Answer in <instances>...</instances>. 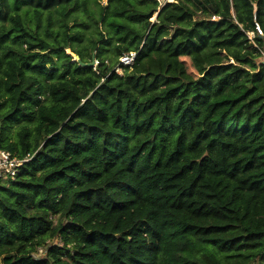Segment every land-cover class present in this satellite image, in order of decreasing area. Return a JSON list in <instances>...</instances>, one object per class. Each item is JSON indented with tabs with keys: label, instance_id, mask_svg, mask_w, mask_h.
I'll use <instances>...</instances> for the list:
<instances>
[{
	"label": "trees",
	"instance_id": "trees-1",
	"mask_svg": "<svg viewBox=\"0 0 264 264\" xmlns=\"http://www.w3.org/2000/svg\"><path fill=\"white\" fill-rule=\"evenodd\" d=\"M89 1L0 0V264H264V0Z\"/></svg>",
	"mask_w": 264,
	"mask_h": 264
},
{
	"label": "rangeland",
	"instance_id": "rangeland-1",
	"mask_svg": "<svg viewBox=\"0 0 264 264\" xmlns=\"http://www.w3.org/2000/svg\"><path fill=\"white\" fill-rule=\"evenodd\" d=\"M107 1L108 0H99V1L90 0L88 5H89V8L91 10L98 11L99 10L98 3L100 5H102V6H105L107 4ZM73 12H74V15H76L74 18H77V21L74 22L73 13L70 14L66 18V22L68 23L69 26H71V25L75 26L76 23L82 22L83 19H84V17H85V13H84V10L82 8H79V9L73 11ZM155 18H156V15H154L151 18V20L154 21ZM45 19H46V16H44L42 18V21H41V24H40L41 25V29H42V27H45L47 25V22L45 21ZM63 21H64L63 17L58 12H55L54 13V25L52 26V28H54V29L55 28H59V24L60 23H63ZM33 23H35V21H33ZM254 37H255V34L254 33H250L249 34V38L251 40H253ZM25 47H26V45H25ZM68 50L69 49H67V52H68ZM36 51H40V50L39 49H36ZM67 54H69V53H67ZM73 60H74V58H73ZM185 61H186V66H187L189 72H191L192 74H195V72H194V70L192 68V64H191L190 60L189 59H185ZM92 62H93V65L92 66L95 67L97 65V62H95V61H92ZM117 72L119 74H122L123 73L121 69H118ZM57 242H59V241H55L54 243L56 244ZM42 253H43V250H40L39 251V255H42Z\"/></svg>",
	"mask_w": 264,
	"mask_h": 264
},
{
	"label": "built area",
	"instance_id": "built-area-1",
	"mask_svg": "<svg viewBox=\"0 0 264 264\" xmlns=\"http://www.w3.org/2000/svg\"><path fill=\"white\" fill-rule=\"evenodd\" d=\"M160 6H163L167 2L173 0H157ZM135 53H130L123 56L120 61L123 65H130L135 59ZM26 160L18 159L13 156L10 152L0 151V179L3 178H14L19 168L26 162Z\"/></svg>",
	"mask_w": 264,
	"mask_h": 264
},
{
	"label": "water",
	"instance_id": "water-1",
	"mask_svg": "<svg viewBox=\"0 0 264 264\" xmlns=\"http://www.w3.org/2000/svg\"><path fill=\"white\" fill-rule=\"evenodd\" d=\"M159 13V12H158ZM158 13L156 14V17H157V15H158ZM67 53H69V55H72L73 57H74V61H77V62H79L82 66H92L93 65V62H91V63H88V64H84V63H82L81 62V60H80V57L78 56V55H75V54H73L70 50H68V52ZM76 58V59H75Z\"/></svg>",
	"mask_w": 264,
	"mask_h": 264
},
{
	"label": "bare ground",
	"instance_id": "bare-ground-1",
	"mask_svg": "<svg viewBox=\"0 0 264 264\" xmlns=\"http://www.w3.org/2000/svg\"><path fill=\"white\" fill-rule=\"evenodd\" d=\"M74 58V57H73ZM76 59V58H75Z\"/></svg>",
	"mask_w": 264,
	"mask_h": 264
}]
</instances>
